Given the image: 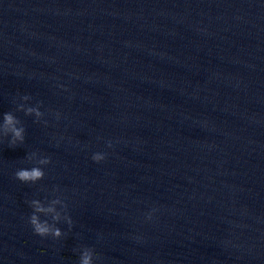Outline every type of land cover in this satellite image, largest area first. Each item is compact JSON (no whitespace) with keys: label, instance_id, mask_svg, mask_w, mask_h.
<instances>
[{"label":"clouds","instance_id":"9594fccd","mask_svg":"<svg viewBox=\"0 0 264 264\" xmlns=\"http://www.w3.org/2000/svg\"><path fill=\"white\" fill-rule=\"evenodd\" d=\"M23 101H28L29 96L25 95L21 97ZM18 110L24 111L26 115H34L37 120L42 117L43 113L39 110V107H25L24 104L18 105ZM57 118H59V113H57ZM0 134L5 137L11 136L10 144L15 145L18 142L23 143L25 139V128L21 125L20 120L12 113L7 112L3 114V121L0 124ZM108 147H111V142L108 143ZM36 156V153L30 154L27 159L32 160ZM106 158L104 153H94L92 155V160L99 163ZM50 163V158L41 157L36 161L37 165H47ZM45 173L43 169L39 166H34L31 169L22 168L18 169L15 172V177L23 183H36L37 181L43 179ZM61 205L63 209H66L63 201L59 198L53 199L51 205ZM31 207L33 208V214L29 218V223L32 226L34 234L40 237L52 236L53 238H60L63 233L62 231L55 226V223L50 224L47 220H41L40 214H45L49 216L51 214L52 221L58 222L62 218L71 226L72 220L69 216L64 215L62 217L61 211H58L53 206L45 207L41 204L39 200H32L30 202ZM148 219H151V214L148 215ZM95 254L91 248H84L80 255L79 264H93V257Z\"/></svg>","mask_w":264,"mask_h":264}]
</instances>
